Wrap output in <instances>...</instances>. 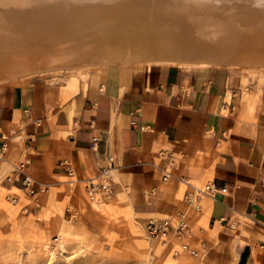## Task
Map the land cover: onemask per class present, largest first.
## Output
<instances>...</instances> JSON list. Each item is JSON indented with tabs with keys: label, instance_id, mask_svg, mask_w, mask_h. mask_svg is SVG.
<instances>
[{
	"label": "crops",
	"instance_id": "crops-1",
	"mask_svg": "<svg viewBox=\"0 0 264 264\" xmlns=\"http://www.w3.org/2000/svg\"><path fill=\"white\" fill-rule=\"evenodd\" d=\"M4 143L9 161L30 160L38 186L71 177L67 164L73 181L86 183L113 155L114 202L148 221L186 210L192 186H226L200 214L187 211L192 231L213 246L212 264H264V84L240 69L136 64L103 68L73 87L8 83ZM0 172L8 176L10 162ZM22 178L2 185L23 192Z\"/></svg>",
	"mask_w": 264,
	"mask_h": 264
},
{
	"label": "bare ground",
	"instance_id": "bare-ground-1",
	"mask_svg": "<svg viewBox=\"0 0 264 264\" xmlns=\"http://www.w3.org/2000/svg\"><path fill=\"white\" fill-rule=\"evenodd\" d=\"M0 41L8 43L0 59L25 49V68L48 61L52 73L75 61L127 65L136 56L176 66L262 65L264 0H0ZM8 79L13 71H0V82Z\"/></svg>",
	"mask_w": 264,
	"mask_h": 264
},
{
	"label": "rangeland",
	"instance_id": "rangeland-1",
	"mask_svg": "<svg viewBox=\"0 0 264 264\" xmlns=\"http://www.w3.org/2000/svg\"><path fill=\"white\" fill-rule=\"evenodd\" d=\"M43 12H38L36 17ZM105 22L113 24L112 19ZM118 25L124 27L127 24ZM5 45L8 43L0 41L1 49ZM86 49L80 48L79 51L86 53ZM3 56L0 71L12 70L16 79L0 82V95L8 83L44 78L60 86L73 87L86 85L91 76L103 68L161 64L138 61L137 56L135 62L127 65L103 63L98 66L95 61L80 60L71 66L63 64L59 71L52 73L54 66L48 61L31 63L28 69L25 68L31 61L25 55V49L5 51L1 54ZM244 62L233 67L221 66L240 69L264 84V63ZM83 63L88 64L77 69L76 66ZM3 164L0 162V170ZM3 175L0 174V264H212L214 248L208 239H199L192 231L190 243L198 254L177 252V238L151 237L146 232L148 220L135 215L131 204L124 199L114 202L116 194L99 205L90 202L86 183L78 184L71 176L44 184V191L32 196L14 188L21 196L19 202L12 203L8 200L9 189L2 185L6 177Z\"/></svg>",
	"mask_w": 264,
	"mask_h": 264
},
{
	"label": "built area",
	"instance_id": "built-area-1",
	"mask_svg": "<svg viewBox=\"0 0 264 264\" xmlns=\"http://www.w3.org/2000/svg\"><path fill=\"white\" fill-rule=\"evenodd\" d=\"M142 129L145 127L142 126ZM99 138L94 136L92 140V148L97 149ZM8 145L4 143L0 146V162H10V174L4 178V181L14 183L20 180L22 177L23 193L30 196L37 194L44 190L43 185H37L33 177L27 172V166L30 162L28 158L21 161L11 162L7 158ZM108 165L101 168V172L98 176L91 177L86 182V193L90 202L101 204L109 198H112L115 194V187L113 186V168H114V156H108ZM68 166V172L70 176L74 175V170ZM169 174V172H168ZM165 174L164 178H168L169 175ZM226 186H219L214 181L205 182L201 186H192L188 189L182 197V200L186 206V210L177 211L174 216L167 218H156L149 220L146 223V232L153 238L161 237L163 239H169L175 237L178 239L179 248L176 250L185 251L189 254L197 255V249L193 248L190 243V237L193 236L192 227L189 221L187 211H192L194 214H200L203 211L204 202L207 197H213L217 193L226 192ZM20 194L15 190H9L8 200L12 203L20 201Z\"/></svg>",
	"mask_w": 264,
	"mask_h": 264
}]
</instances>
